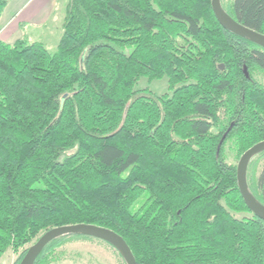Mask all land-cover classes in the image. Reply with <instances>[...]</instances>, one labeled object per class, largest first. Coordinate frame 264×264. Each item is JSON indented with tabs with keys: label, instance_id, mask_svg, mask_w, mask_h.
Returning a JSON list of instances; mask_svg holds the SVG:
<instances>
[{
	"label": "trees",
	"instance_id": "1",
	"mask_svg": "<svg viewBox=\"0 0 264 264\" xmlns=\"http://www.w3.org/2000/svg\"><path fill=\"white\" fill-rule=\"evenodd\" d=\"M211 2L69 0L54 53L0 38V263L89 224L122 236L137 264H264V220L225 153L264 140V48L226 30ZM221 5L264 34V0ZM142 78H167L169 92ZM262 160L246 177L264 205ZM69 238L97 239L58 237L35 264L59 261Z\"/></svg>",
	"mask_w": 264,
	"mask_h": 264
},
{
	"label": "rangeland",
	"instance_id": "2",
	"mask_svg": "<svg viewBox=\"0 0 264 264\" xmlns=\"http://www.w3.org/2000/svg\"><path fill=\"white\" fill-rule=\"evenodd\" d=\"M8 7L5 8L0 28L5 21L10 19L14 13L20 11V15L28 14L24 18L26 22L17 29L16 34L20 37H28L31 41L43 42L46 48L54 53L62 36V24L65 18L66 6L69 0H50L46 8L42 10V17L33 20L38 9L34 8L33 0H7ZM257 79L264 84V74H258ZM139 88H150L157 94L168 93L167 78L161 80L150 81L142 78L138 84ZM226 157L229 162L238 164L239 159L236 158L232 145L228 144L225 148ZM264 164V160L260 163V167ZM260 169V168H259ZM135 210V207H133ZM57 262L51 264H124L123 257L120 252L99 239L87 238H69L56 253ZM18 254L6 253L0 264H14Z\"/></svg>",
	"mask_w": 264,
	"mask_h": 264
},
{
	"label": "water",
	"instance_id": "3",
	"mask_svg": "<svg viewBox=\"0 0 264 264\" xmlns=\"http://www.w3.org/2000/svg\"><path fill=\"white\" fill-rule=\"evenodd\" d=\"M212 8L218 22L228 31L249 38L254 43L264 48V34L242 25L231 17L222 7L221 0H212ZM223 68V65H221ZM264 151V140L249 148L239 159L237 164V180L239 190L249 210L264 220V205L258 202L251 194L247 184V168L252 158ZM70 234H83L101 239L114 246L122 255L126 264H137L131 248L122 236L113 230L89 224H74L52 228L46 231L27 250L19 264H35L44 248L58 237Z\"/></svg>",
	"mask_w": 264,
	"mask_h": 264
},
{
	"label": "crops",
	"instance_id": "4",
	"mask_svg": "<svg viewBox=\"0 0 264 264\" xmlns=\"http://www.w3.org/2000/svg\"><path fill=\"white\" fill-rule=\"evenodd\" d=\"M50 0H33L32 4L34 5V8L38 9V13L34 17L33 20H37L40 17H42V10L46 8L47 4H49ZM9 4H7L6 7H8ZM20 11H17V13H14L10 19L4 22L2 27L0 28V38L5 41L6 43H14L17 39H20L23 37H20V35L16 34L17 29L22 25V23L26 22L24 18L30 17L28 14L20 15ZM2 19V17H1ZM0 19V21H1Z\"/></svg>",
	"mask_w": 264,
	"mask_h": 264
}]
</instances>
